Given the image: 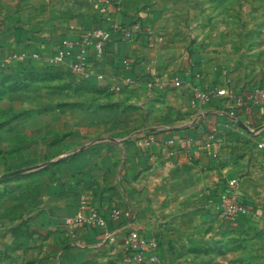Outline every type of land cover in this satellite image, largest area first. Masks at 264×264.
Here are the masks:
<instances>
[{"label": "crops", "instance_id": "0c3cea01", "mask_svg": "<svg viewBox=\"0 0 264 264\" xmlns=\"http://www.w3.org/2000/svg\"><path fill=\"white\" fill-rule=\"evenodd\" d=\"M197 3L204 4V13L197 12ZM215 4L217 2L211 0H113L108 12L96 10L89 25L85 24L61 37L36 35L18 22L5 26L0 24V64L18 68L28 65L54 66L71 71L78 80L89 81L98 88L107 87L114 92L116 89L113 87L120 84L125 91L123 95L134 104H139L137 110L131 111L138 116L140 135L136 136L138 139H125L128 141L124 144L126 161L129 164L135 161L160 164L158 167L152 166L139 178L153 181L149 183L152 195L161 199L168 194L163 187L166 180L164 175L171 165L190 163L191 159L197 157L198 175L208 187V196L214 200L215 210L218 209L220 195L228 186V180L237 177L239 192L251 206L248 215L253 220L262 221L264 8L232 9V19L236 23L230 26L228 15L223 13L227 8L219 6L217 12ZM118 5L121 9L117 8ZM248 18L250 20L246 23ZM213 19L218 22L212 23ZM202 20L203 27L199 24ZM136 22L140 23V29L132 37H125L123 30L114 33L102 57L96 55L93 47L88 48V76L74 71L73 57L57 63L50 61L63 47L65 39L83 40L85 28L117 24L129 26ZM187 50L191 51L192 62L185 68L180 55ZM248 54H251V58ZM195 59L206 69L205 74L188 78L187 85H173V75L179 72L180 66L189 74L196 66ZM125 77H132L136 82L127 83ZM151 79L156 80L154 89L148 85ZM168 85L172 89L166 91ZM195 85L205 89L225 87L235 97L213 93L208 103L192 106V87ZM180 112L185 114L178 118ZM233 114L237 116V122L232 121ZM195 121H202L196 129L192 125ZM211 136L219 147L217 144L211 148L206 146ZM86 159L77 156L62 162L59 167L62 171L59 193L48 196L49 201L39 211L29 213L27 224L20 222V214L17 213L12 216L15 220L6 232L0 225V261L15 258L29 264L31 259L44 256L52 260L53 248L57 250L61 264L73 260L85 262V253L97 258L98 252L106 249L120 232V222L112 217V209L116 206L136 205L140 209L141 227L144 231L150 229L148 224H144L148 221L143 217L147 211H156L148 208L146 195L149 190L145 188L143 194L123 193L118 187L115 191L110 190L111 185L107 180L108 175L113 174L112 163L108 160L102 163L97 159L88 163ZM161 163L165 169L163 175V172H159L162 171ZM244 171L247 174L243 175ZM127 173L126 167L122 177L126 178ZM118 174L121 175L120 172ZM161 179L163 182L158 183ZM83 194H87L90 201L106 215L108 230L112 233L110 238L98 228L66 224V218L75 214ZM219 229L220 259L234 256L229 251H235L237 261L242 254L238 228L229 233L224 224ZM38 230L48 232V238L44 235L42 247L35 244L40 235ZM52 234L57 238H49Z\"/></svg>", "mask_w": 264, "mask_h": 264}, {"label": "rangeland", "instance_id": "374dc122", "mask_svg": "<svg viewBox=\"0 0 264 264\" xmlns=\"http://www.w3.org/2000/svg\"><path fill=\"white\" fill-rule=\"evenodd\" d=\"M96 1L0 0V24L5 26L18 22L36 35L61 37L85 24L89 25L92 15L98 10ZM211 1L217 2V12L219 6L227 8L223 13L228 15L230 26L236 23L232 19V9L264 8V0ZM200 11L205 12L203 3H197V12ZM245 14L248 15V12L245 11ZM214 22L218 20L213 19ZM199 24L205 26L203 20ZM89 29L85 28L86 31ZM190 52L187 50L180 55L185 68L192 62ZM248 55L251 58V54ZM194 64L196 66L189 74L180 66L179 72L173 75V85H187L188 78L205 74L206 69L197 59ZM170 85L166 91L172 89ZM106 88L78 80L71 71L54 66L28 65L18 68L0 64V225L4 227V232L13 224L14 214H20V222L27 224L29 213L39 211L49 201L48 196L59 193L58 186L62 181L59 167L62 162L77 156L86 157L88 163L93 159L112 163L113 174L108 175L107 180L111 185L110 190L115 191L118 187L123 193L143 194L151 188L153 181L148 178L140 180V175L160 164L136 161L129 164L126 161L124 144L128 141L125 139L140 135L138 116L132 112L137 110L139 104L124 96L122 87L116 90L118 92ZM196 88L212 90L195 85L192 87L193 95ZM193 95L192 106L203 104H193ZM182 113L185 114L180 112L178 118ZM202 121H195L192 125L196 129ZM232 121H238L234 114ZM211 137L213 144L206 146L211 148L217 144L219 147L215 138ZM196 158L191 159L190 163L180 162L167 169L163 186L168 192L166 196L157 199L152 191H148V208L156 209L152 213L145 211L143 216L148 221L144 224H148L150 229L144 231L141 227L140 209L136 205L116 206L122 210L131 209L133 213L129 223H120L116 239L109 242L106 249L100 250L97 258L85 253V262L73 260L68 264H264V220H253L248 215L251 206L247 198H242L239 189L238 201L245 205L246 212L228 215L220 203L216 211L214 200L208 196V187L198 175ZM126 167L128 173L125 178L122 173ZM160 167L161 173L165 169L163 164ZM225 189L228 190L229 186ZM224 224L229 233L237 228L240 233L242 254L237 261L235 251L229 250L234 256L220 259L219 228ZM131 229H138L145 236L158 240L155 250L157 259L153 258V250L147 252L145 260L134 256L128 240ZM37 232L40 235L35 244L42 247L44 235L47 237L48 232ZM55 236L52 234L49 238L53 240L57 238ZM52 254V260L48 256L38 257L31 259L29 264H61L55 248ZM23 262L15 258L0 261L2 264Z\"/></svg>", "mask_w": 264, "mask_h": 264}, {"label": "built area", "instance_id": "2783aa9c", "mask_svg": "<svg viewBox=\"0 0 264 264\" xmlns=\"http://www.w3.org/2000/svg\"><path fill=\"white\" fill-rule=\"evenodd\" d=\"M113 5V0H97L96 8L106 13L110 6ZM121 9V6H117ZM140 29V23L136 22L129 26H121L119 24L110 27L98 26L89 29L84 34V39L80 41H71L65 39L63 41V47L58 50L57 54L50 59L52 63L62 62L67 57H73L72 67L77 73H81L88 76L90 72L86 69V62L88 61V48L93 47L96 55L102 57L105 54L107 44L113 39L114 33L119 30L124 31L125 37H132ZM38 56V54H35ZM125 81L130 84H134L136 79L132 77H125ZM149 87L155 88L156 80L151 79L148 83ZM121 85L117 84L113 88L116 90L121 89ZM213 93L218 95H228L235 97V94L230 92L227 88H214L212 90H203L196 88L193 95V104L199 102L208 103ZM241 99V97H238ZM212 139V137H211ZM211 139L207 142V146H211L213 142ZM229 186L228 190H225L221 194L220 206L224 209L228 215H234L237 213H243L247 211L245 205L239 203V193L237 191L239 186V179L237 177L230 178L227 182ZM232 189V190H230ZM132 210H122L117 207L112 209V217L121 224L129 223L132 215ZM66 224L68 226H89L98 228L104 231L108 238L112 236L111 231L108 230V219L102 211L97 208L91 201L87 194H83L80 199L79 206L75 214L66 218ZM133 254L139 260H145L147 258V252L153 250V258L157 259L155 250L158 247V240L156 238H149L141 233L138 229H131L128 237Z\"/></svg>", "mask_w": 264, "mask_h": 264}, {"label": "trees", "instance_id": "16d2710c", "mask_svg": "<svg viewBox=\"0 0 264 264\" xmlns=\"http://www.w3.org/2000/svg\"><path fill=\"white\" fill-rule=\"evenodd\" d=\"M34 66V65H33ZM36 66V65H35Z\"/></svg>", "mask_w": 264, "mask_h": 264}]
</instances>
